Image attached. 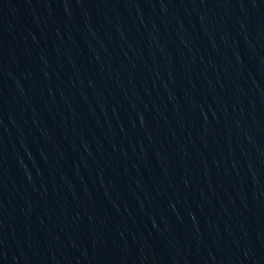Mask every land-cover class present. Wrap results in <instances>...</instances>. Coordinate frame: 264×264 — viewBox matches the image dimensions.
Here are the masks:
<instances>
[{
    "label": "water",
    "instance_id": "water-1",
    "mask_svg": "<svg viewBox=\"0 0 264 264\" xmlns=\"http://www.w3.org/2000/svg\"><path fill=\"white\" fill-rule=\"evenodd\" d=\"M0 264H264V0H0Z\"/></svg>",
    "mask_w": 264,
    "mask_h": 264
}]
</instances>
